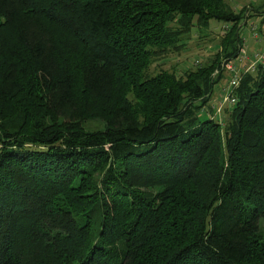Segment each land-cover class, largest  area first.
Returning a JSON list of instances; mask_svg holds the SVG:
<instances>
[{"label": "trees", "instance_id": "1", "mask_svg": "<svg viewBox=\"0 0 264 264\" xmlns=\"http://www.w3.org/2000/svg\"><path fill=\"white\" fill-rule=\"evenodd\" d=\"M263 4L0 0V264H264V63L221 68ZM211 20L210 61L146 73Z\"/></svg>", "mask_w": 264, "mask_h": 264}, {"label": "rangeland", "instance_id": "2", "mask_svg": "<svg viewBox=\"0 0 264 264\" xmlns=\"http://www.w3.org/2000/svg\"><path fill=\"white\" fill-rule=\"evenodd\" d=\"M227 3L237 10L238 8L245 6L252 10L249 5H254L259 7L260 4L264 0H226ZM264 5V4H263ZM264 8V7H263ZM263 14V13H262ZM263 15H261L262 17ZM261 17H249L247 21L240 27V37L242 38V44L246 51L247 55H251L254 52L262 53L264 49V41L258 42L257 40L252 39L251 33L257 31L259 27V21H261ZM226 23H221L220 21L211 20L206 27H198L194 26L190 29L188 34L183 37L184 48L175 50L173 53H165L164 56L159 58L158 60H154L149 64V67L146 73L155 74L156 72L163 70H168L170 72H176L177 75L184 74L188 69L196 68L202 63L206 61H210L212 58V54L215 50L220 47L219 40L221 35L224 34V29L226 27ZM256 25V29L252 31V26ZM263 35V33H261ZM227 83L225 79L218 81L215 85H213L211 91V98L208 100V105L215 111L216 107H225L227 105V101L225 102L226 95L224 93V89ZM230 106V105H228ZM221 113V112H220ZM223 119V116H221ZM90 127H101L100 124L89 123L85 125L86 129H90ZM260 225L264 228V220H260Z\"/></svg>", "mask_w": 264, "mask_h": 264}, {"label": "built area", "instance_id": "3", "mask_svg": "<svg viewBox=\"0 0 264 264\" xmlns=\"http://www.w3.org/2000/svg\"><path fill=\"white\" fill-rule=\"evenodd\" d=\"M264 17V12L262 14ZM226 28V27H225ZM252 31H254L256 29V25L252 26ZM259 30V31H258ZM257 31H254L253 33H251L252 38H254L255 40H261L264 41V22L262 23V25L260 27L257 28ZM261 33H263V35H261ZM236 65H234V63L232 61H227L224 64H222L221 68H223V70H227L229 71V73L231 74L230 78L228 79L227 83V88L232 87L233 85H237V78H238V74L242 71V72H251V70H254V67L256 64H260L263 65L264 63V49L262 51V53H258L257 51L252 53L251 55H247L246 51L244 49V47H239L238 48V52H237V56H236ZM217 72V70L215 71ZM226 100V98H225ZM233 99L229 98V102H232Z\"/></svg>", "mask_w": 264, "mask_h": 264}]
</instances>
